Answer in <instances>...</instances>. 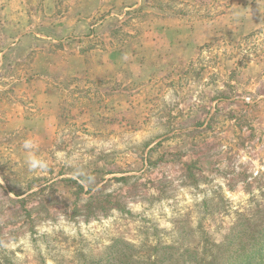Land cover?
Wrapping results in <instances>:
<instances>
[{"label": "rangeland", "instance_id": "374dc122", "mask_svg": "<svg viewBox=\"0 0 264 264\" xmlns=\"http://www.w3.org/2000/svg\"><path fill=\"white\" fill-rule=\"evenodd\" d=\"M0 264H264V0H0Z\"/></svg>", "mask_w": 264, "mask_h": 264}, {"label": "trees", "instance_id": "16d2710c", "mask_svg": "<svg viewBox=\"0 0 264 264\" xmlns=\"http://www.w3.org/2000/svg\"><path fill=\"white\" fill-rule=\"evenodd\" d=\"M245 250V247H242L241 248V252H243ZM249 250H247L246 252H245V254L248 252Z\"/></svg>", "mask_w": 264, "mask_h": 264}]
</instances>
